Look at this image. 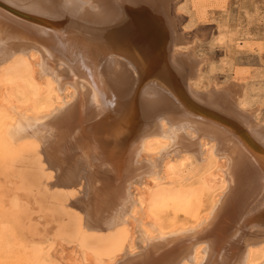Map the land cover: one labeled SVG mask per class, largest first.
<instances>
[{
	"label": "bare ground",
	"instance_id": "bare-ground-1",
	"mask_svg": "<svg viewBox=\"0 0 264 264\" xmlns=\"http://www.w3.org/2000/svg\"><path fill=\"white\" fill-rule=\"evenodd\" d=\"M168 8L0 0V148L33 150L104 264H264V123L238 86L194 88ZM13 252L0 264H27Z\"/></svg>",
	"mask_w": 264,
	"mask_h": 264
},
{
	"label": "rangeland",
	"instance_id": "rangeland-1",
	"mask_svg": "<svg viewBox=\"0 0 264 264\" xmlns=\"http://www.w3.org/2000/svg\"><path fill=\"white\" fill-rule=\"evenodd\" d=\"M166 1L178 34L185 38L183 46L186 47L182 51L200 62L199 77L193 83L194 88L207 91L236 85L241 90L244 108L264 123V0ZM0 153V240L6 239L2 243L0 241V247L5 246L6 242L11 244L15 253L16 250L22 251L16 253L18 260L22 257L21 260L27 264H62L65 261L64 264H104L109 261L105 249L101 250L104 244L93 236L77 233L80 227L75 224L78 223L76 213L73 215V210L65 208L67 202L64 194L58 191L50 193L42 186L47 178L38 173L33 150L12 156L0 148ZM216 193L217 190L213 192L214 195ZM180 217L187 218L181 221ZM174 219L177 225L191 226L196 214L192 209L184 213L180 210ZM15 241L21 245L16 247ZM81 241L82 245L78 244ZM21 246L20 251L14 250ZM97 251L103 252V255ZM79 256L82 258L80 261Z\"/></svg>",
	"mask_w": 264,
	"mask_h": 264
}]
</instances>
